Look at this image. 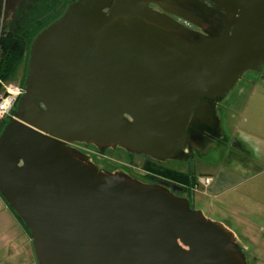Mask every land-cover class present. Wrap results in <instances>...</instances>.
I'll return each instance as SVG.
<instances>
[{"label": "water", "instance_id": "obj_1", "mask_svg": "<svg viewBox=\"0 0 264 264\" xmlns=\"http://www.w3.org/2000/svg\"><path fill=\"white\" fill-rule=\"evenodd\" d=\"M262 68L264 0L73 2L34 40L0 135V195L37 263L248 264L182 186L100 170L74 145L162 164L210 152L219 105Z\"/></svg>", "mask_w": 264, "mask_h": 264}, {"label": "rangeland", "instance_id": "obj_2", "mask_svg": "<svg viewBox=\"0 0 264 264\" xmlns=\"http://www.w3.org/2000/svg\"><path fill=\"white\" fill-rule=\"evenodd\" d=\"M3 14L5 16L4 8ZM12 17L13 10L7 15L6 21H10ZM6 21L1 17L0 29L5 25ZM23 68V66L19 68L17 74L9 84L21 86L24 74ZM250 81H253V84L247 85L246 83ZM218 109L223 133L229 141L236 140L244 144L243 138L240 137V135L244 137V133L264 138V82L259 80L255 73H247L238 83L233 94L221 103ZM238 131L242 134L239 135ZM246 150L245 152H250L248 149ZM217 151L215 149L211 150L207 156L214 162L211 164V169L201 167L198 169L194 167L193 169V164L184 161L170 163L166 169L184 173L192 172L197 178V182H199L196 175L202 177L213 175L217 169L214 165L223 162L217 158ZM227 157L228 161L224 163L227 170L239 172L244 177L250 174H259L264 170V167L260 163L261 159H256L253 154L251 156L244 154V156L238 157L231 153ZM104 159H106L107 165L110 167L129 163L124 159L121 152L110 151L104 155ZM248 163H251V165H249L246 171L243 167L245 164L247 166ZM102 165L105 164L102 163L101 167H103ZM129 165L132 166L134 173L138 176L145 175L146 164L142 159L136 158ZM209 182L210 179H205L206 185ZM196 186L197 184L192 189L193 195H190L193 208L201 210L207 218L226 221L239 236L242 235L241 239L243 241L247 240V242H250V251L247 255L248 264H264V176L258 175L252 182L228 191L226 193V203H216L212 199L203 197L198 191L194 190ZM185 198L187 197L185 196ZM2 217L3 214L0 211V219ZM14 238L15 236L12 237L8 233H5L0 221V264L3 262H7V264H29V261L30 264H37L32 250L30 257L33 258V263H31V258H28L29 261L27 263L23 262L24 258L27 259V255L22 256L25 255L24 251H22L23 249L19 251L18 255H16L17 250H15V254L9 257L10 243H16V239Z\"/></svg>", "mask_w": 264, "mask_h": 264}, {"label": "trees", "instance_id": "obj_3", "mask_svg": "<svg viewBox=\"0 0 264 264\" xmlns=\"http://www.w3.org/2000/svg\"><path fill=\"white\" fill-rule=\"evenodd\" d=\"M75 1L0 0V19L3 17L6 21L7 15L13 10L12 19L6 21L5 25L0 29V97L3 94L2 83H9L21 66L24 67L21 84L24 87L28 73L30 50L34 40L42 31L56 22ZM3 8L5 9L6 17L3 14ZM8 120H0V135L6 127ZM145 168L160 177L182 186L185 189L184 192L187 199L190 200V195H193L192 189L197 184V178L191 173L174 171L150 164L145 165ZM11 212L15 216L12 210ZM19 224L30 236L24 224L21 222Z\"/></svg>", "mask_w": 264, "mask_h": 264}, {"label": "crops", "instance_id": "obj_4", "mask_svg": "<svg viewBox=\"0 0 264 264\" xmlns=\"http://www.w3.org/2000/svg\"><path fill=\"white\" fill-rule=\"evenodd\" d=\"M239 135L242 134L241 132H237ZM243 136L240 135L241 138H243L244 144H242L243 147L248 149L250 152H248V156H251L252 154L255 155L256 159H261V164L264 167V138H259V136H254L248 133H244ZM249 161V160H248ZM247 161V162H248ZM246 162V163H247ZM214 163V162H212ZM211 163V164H212ZM226 161H223L222 163L214 165V167H217L215 174L209 175L206 177L198 176V181L197 186H196V191H198L203 197L212 199L214 202H220V203H226V196L227 192L233 189H236L238 187H241L247 183L252 182V180L259 176H264V170L263 172L256 174V175H248L247 177H244L241 173L239 172H234L227 170V168L224 166ZM208 167L211 169L212 165ZM249 165L251 163L244 165V169L246 171L248 170ZM243 166V165H242ZM201 177V178H200ZM205 179H210V182L206 185ZM1 203H0V211H2L3 217L0 219L1 225L5 231V233H8L10 236L14 237L16 239V243H10V253L9 257L13 254H15V250H17L16 255L19 254V251L22 250L24 251L25 255H27V259L24 258L23 262L27 263L29 261L28 258H31V263H33V258L30 257L31 250L34 253V248L32 244V239L31 237L25 232L23 227L19 224L13 213L11 212V209L9 208L8 204L5 202L4 199H2L1 195ZM4 200V201H3ZM211 219V218H210ZM214 221H218L223 223L227 228L232 230L237 238L239 239L240 242H242L248 249V253L250 251V242H247V240L243 241L241 239L242 235H238L237 232L234 231V229L231 228L229 224H227L226 221L223 220H218V219H211ZM244 239V238H243ZM252 247V246H251ZM16 248V249H15ZM247 253V255H248ZM35 256V253H34ZM248 257V256H247ZM36 259V257H35ZM37 262V259H36ZM2 264H7V262H3ZM30 264V261H29ZM38 264V263H37Z\"/></svg>", "mask_w": 264, "mask_h": 264}, {"label": "flooded vegetation", "instance_id": "obj_5", "mask_svg": "<svg viewBox=\"0 0 264 264\" xmlns=\"http://www.w3.org/2000/svg\"><path fill=\"white\" fill-rule=\"evenodd\" d=\"M258 77L259 80L263 81L264 82V68H262V71L260 73H255ZM253 84V81H250V82H247L246 84L247 85H250V84ZM75 147H77L79 150L85 152V153H88L91 155V157L94 159V163L95 165L100 169V170H105V171H115V170H123L125 171L126 173H128L131 177L135 178V179H138L144 183H149V184H157L159 183L161 180H164V181H168V182H171V183H174L170 180H167L166 178H163V177H160L158 176L157 174H154L148 170H145V175L143 176H138L136 173H134L133 169H132V166L129 165V163H133L134 160L136 158L138 159H142V161L148 165H153V166H156V167H163V168H167L168 164L170 163H173V162H168V163H165V164H162V163H157L155 161H152L148 158H145L143 156H140V155H137V154H133V155H130L128 153H126L125 151L123 150H115V151H111V150H108L105 152L108 153V152H121L124 156V159L126 161H128L129 163L126 164V163H122L120 166H114V167H110L107 165V162H106V159H104V155H99L98 151L94 148V147H87L85 145H74ZM218 150L217 151V158L218 159H221V161H228V157L227 155L228 154H231L233 153L235 156H238V157H242L244 156V154H248V152H245L247 151L243 146L242 144L239 142V141H236V140H233V141H229L225 135H224V140H217L215 142V145H214V148H212V150ZM192 151H193V157L192 158H188L186 161V163H191L193 164V169L194 167H196V169H198L199 167L201 168H208V166H210V164L213 162V160L211 158H208V154L209 152H207V150H196V148H194L192 146ZM186 153L189 154V150L186 149ZM183 162V161H182ZM104 163L105 165H102L103 167H101V164ZM204 166V167H202ZM191 174L194 176V174L191 172ZM176 184V183H175ZM178 185V184H177ZM183 197H185V192L182 194Z\"/></svg>", "mask_w": 264, "mask_h": 264}, {"label": "built area", "instance_id": "obj_6", "mask_svg": "<svg viewBox=\"0 0 264 264\" xmlns=\"http://www.w3.org/2000/svg\"><path fill=\"white\" fill-rule=\"evenodd\" d=\"M2 87L3 94L0 97V120H6L13 115V111L23 94V87L9 83H2Z\"/></svg>", "mask_w": 264, "mask_h": 264}]
</instances>
